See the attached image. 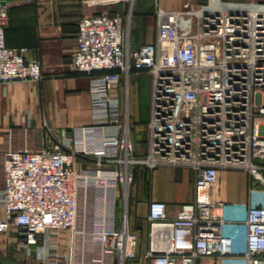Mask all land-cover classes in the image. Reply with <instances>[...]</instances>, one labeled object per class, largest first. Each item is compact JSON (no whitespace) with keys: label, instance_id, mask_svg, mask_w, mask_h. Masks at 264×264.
<instances>
[{"label":"built area","instance_id":"2783aa9c","mask_svg":"<svg viewBox=\"0 0 264 264\" xmlns=\"http://www.w3.org/2000/svg\"><path fill=\"white\" fill-rule=\"evenodd\" d=\"M159 1L153 0L155 40L133 49L120 15L100 12L78 21L72 66L90 77L94 119L60 138L49 131L48 146L40 151L6 154L0 236L15 231L17 247L29 253L42 235L39 256L50 260L61 233L75 234L80 192L113 197L118 184L126 192L134 168L143 165L149 171L171 167L194 173V201L182 204L173 219L165 203L149 202L148 221L168 225L171 240L167 250L148 251V264H217L236 257L243 264H264V11H166ZM7 24V8L0 6V84L41 81L40 63L6 46ZM132 71L151 81L143 158L134 153L118 97L120 82ZM81 163L93 166V173L85 175ZM220 171L248 174L250 199L242 212L224 214V204L215 199ZM100 220L89 238L105 255L117 254L122 262L131 258L136 241L125 224L114 228L109 212ZM241 226L245 249L238 255Z\"/></svg>","mask_w":264,"mask_h":264},{"label":"crops","instance_id":"0c3cea01","mask_svg":"<svg viewBox=\"0 0 264 264\" xmlns=\"http://www.w3.org/2000/svg\"><path fill=\"white\" fill-rule=\"evenodd\" d=\"M87 1L90 0H0V6L6 7L8 13L4 33L6 46L22 50L25 61H38L42 73L39 82L0 84V191L4 184L7 153L40 151L48 146L49 131L60 138L64 131L70 134L72 129L92 124L90 77L74 72L72 66L77 24L82 17L100 12L120 15L130 49L155 40L153 0L90 6ZM203 1L195 0L193 3L199 5ZM221 1L226 2V8L238 6L244 10L264 11V0ZM158 5L166 11H185L190 7L187 0H160ZM147 76L146 73L132 71L127 81L126 97L123 81L118 87L122 121L128 128L137 158H143L146 152L149 106L147 111L144 106L143 120H133L130 132L128 119L139 112L129 102V96L136 97L141 80L146 82V90H150ZM135 128H141L143 133H135ZM80 170L89 175L93 173V166L81 163ZM248 179V174L243 171L218 173L215 199L224 204V214L240 213L246 208L250 199ZM194 198V173L191 170L160 167L149 171L143 165H137L133 182L126 192L120 184L116 186L113 197L98 199L89 191L80 192L75 234L70 231L61 233L56 252L50 260L39 256L44 245L42 235L38 236L37 245L31 246L28 253L16 246L18 235L10 230L0 236V264H119L117 254H103L100 245L88 236L90 229L101 225L102 215L108 212L113 214L114 228L121 229L125 224L136 241L134 255L124 260L125 264H148V251L167 250L171 240L168 225L152 226L148 221L149 202L165 203L168 219H173L180 206L192 203ZM254 201L262 203L258 198ZM3 216L0 204V219ZM244 233L245 228L241 226L235 246L238 255L245 249ZM226 261L228 264H243L240 257L219 260L217 264H226Z\"/></svg>","mask_w":264,"mask_h":264},{"label":"rangeland","instance_id":"374dc122","mask_svg":"<svg viewBox=\"0 0 264 264\" xmlns=\"http://www.w3.org/2000/svg\"><path fill=\"white\" fill-rule=\"evenodd\" d=\"M187 1H188V4H189L188 6L193 7V8L218 9V10H225V9H241L242 10V8H240L238 6H229V7L226 8V2H222L221 0H214L216 2H212V3L211 2L209 3L208 1L205 0L202 3H200L199 5L193 3V2H195V0H187ZM147 78L149 80L148 82L150 83L151 81H150L149 76H147ZM122 84H123L122 86H124L125 89L128 87L126 80H124L122 82ZM149 91H150L149 88H148V90H146V82L141 80L140 83H139V86L137 88L136 97L133 98V97L129 96V102H131V104L135 108L136 112L137 113L139 112L137 114L139 117L137 115L134 116V117L130 116V118L128 119L130 132H132V130H133V128H132L134 126L133 120H135V121L138 120V119L141 120L143 118V116H141V114L143 113L144 109L146 108V111H147V107L150 104V92ZM144 106H145V108H144ZM125 116H126V112H125ZM148 117H149V112H148ZM145 132H146V129H145ZM135 133L142 134L143 130H141V128H135ZM124 210H125V203H124V205L121 206L122 214H124ZM119 264H125V262L123 263L122 261H120ZM226 264H228L227 261H226Z\"/></svg>","mask_w":264,"mask_h":264},{"label":"trees","instance_id":"16d2710c","mask_svg":"<svg viewBox=\"0 0 264 264\" xmlns=\"http://www.w3.org/2000/svg\"><path fill=\"white\" fill-rule=\"evenodd\" d=\"M147 122H148V120H147Z\"/></svg>","mask_w":264,"mask_h":264}]
</instances>
